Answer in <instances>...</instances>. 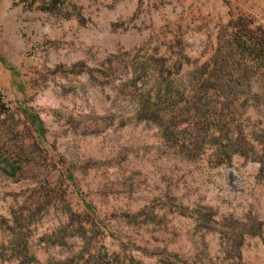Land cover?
<instances>
[{
  "label": "rangeland",
  "instance_id": "374dc122",
  "mask_svg": "<svg viewBox=\"0 0 264 264\" xmlns=\"http://www.w3.org/2000/svg\"><path fill=\"white\" fill-rule=\"evenodd\" d=\"M264 0H0V264H264Z\"/></svg>",
  "mask_w": 264,
  "mask_h": 264
},
{
  "label": "trees",
  "instance_id": "16d2710c",
  "mask_svg": "<svg viewBox=\"0 0 264 264\" xmlns=\"http://www.w3.org/2000/svg\"><path fill=\"white\" fill-rule=\"evenodd\" d=\"M236 51L247 57L252 61L255 66L257 65L261 71V82L264 85V38L263 39H253L246 37H236L234 40ZM0 109L5 110L3 102L0 100Z\"/></svg>",
  "mask_w": 264,
  "mask_h": 264
}]
</instances>
